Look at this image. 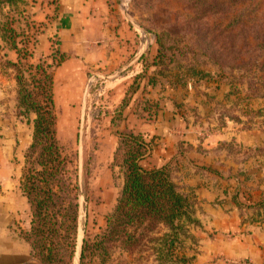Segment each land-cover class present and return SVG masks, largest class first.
<instances>
[{
  "label": "crops",
  "instance_id": "obj_1",
  "mask_svg": "<svg viewBox=\"0 0 264 264\" xmlns=\"http://www.w3.org/2000/svg\"><path fill=\"white\" fill-rule=\"evenodd\" d=\"M24 3L22 14L31 21L30 63L45 57L52 63L54 49L62 56L52 72L54 102L68 113L60 120L71 124L78 110L86 116L94 100H103L99 129L106 158L112 157L120 132L145 133L153 145L141 165L169 167L192 201V216L201 222L190 228L198 244L184 242L178 256L188 261L167 264H264V208L249 206L264 200V129L194 126L178 109L181 89L155 79L149 67L153 41L144 42L119 0ZM19 56L16 48H8L9 61ZM141 73L146 78L133 93L129 86ZM148 106H158L157 114L149 116ZM6 144L0 150V264H24L31 253L23 237L31 229L30 208L20 188L21 170L8 159L12 148ZM234 147L241 151L231 152Z\"/></svg>",
  "mask_w": 264,
  "mask_h": 264
},
{
  "label": "rangeland",
  "instance_id": "obj_2",
  "mask_svg": "<svg viewBox=\"0 0 264 264\" xmlns=\"http://www.w3.org/2000/svg\"><path fill=\"white\" fill-rule=\"evenodd\" d=\"M24 2L4 4L0 0V150L10 142L8 159L20 168L21 181L33 141L35 114L17 107L16 71L8 65L7 50L13 47L12 40H22L29 51L31 21L22 14ZM119 5L144 42L153 41L155 54L160 56L158 79L172 89H181L183 101L178 109L194 120V126L210 129L232 123L239 128L264 129V0H119ZM23 62L30 63V59ZM90 106L86 116L78 110L70 124L60 120V115L68 113L55 104L56 137L66 158L64 176L70 186L67 193H61L66 195L61 212L72 214V220L76 214L77 219L72 222V232H61L72 243L60 249L63 262L167 264L155 252L162 249L156 239L167 231L159 223L151 228L139 226L137 242L130 247L122 244V234L116 242L107 241V250L96 251L91 246L114 213L124 182L126 149L120 147L116 156L117 141L112 157L106 158L109 151L102 150L104 137L99 129L103 100L96 99ZM208 112L214 116L206 118ZM234 151L241 150L234 147ZM192 218L196 222L189 223V237L184 242L193 246L198 243L190 228H198L201 222ZM65 219L60 216V221Z\"/></svg>",
  "mask_w": 264,
  "mask_h": 264
},
{
  "label": "trees",
  "instance_id": "obj_3",
  "mask_svg": "<svg viewBox=\"0 0 264 264\" xmlns=\"http://www.w3.org/2000/svg\"><path fill=\"white\" fill-rule=\"evenodd\" d=\"M3 2L12 4L17 0H1V3ZM5 35L6 33H2L3 38ZM21 42L22 40L11 42L20 54L19 60L7 62L16 71L17 107L35 114L33 141L25 156L26 169L21 181V190L32 212L31 229L23 234L31 246V260L24 264H65L60 249L64 246L69 247L72 243L70 237L68 239L61 232H72V222H76L77 219L76 214L72 220V214L61 212L66 199V195L62 196L61 193H67L70 186L64 176L66 158L56 137L58 120L52 72L62 56L54 49L50 56L53 58L52 63H48V57L42 58L39 63H24L31 53L26 51ZM159 58L160 56L155 54L149 65L155 70V79L160 77ZM145 78L144 73L134 77L129 86L133 93ZM153 81V78H149L150 83ZM145 109L150 112L149 116H154L158 112V106L154 110L152 106ZM152 145L153 140L145 133L118 134L116 156L120 147L126 149L123 159L124 182L114 213L107 219L106 230L91 246L96 251L107 250V241L116 242L122 234V244L130 247L137 242L136 230L139 226L151 228L159 223L167 231L160 236L161 238L156 239L162 247L154 250L157 252L158 260L164 259L168 263L187 262L188 259L179 257L178 253L183 250L184 240L189 237V223L196 222L192 218L193 203L180 190L169 167L146 169L141 165L149 155ZM249 206L264 208V200ZM60 216L66 219L62 222ZM69 257H72V253Z\"/></svg>",
  "mask_w": 264,
  "mask_h": 264
}]
</instances>
